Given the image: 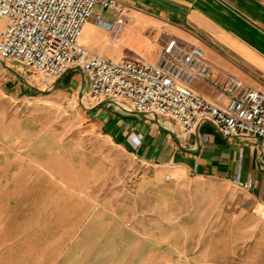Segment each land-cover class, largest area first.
<instances>
[{
	"label": "crops",
	"instance_id": "0c3cea01",
	"mask_svg": "<svg viewBox=\"0 0 264 264\" xmlns=\"http://www.w3.org/2000/svg\"><path fill=\"white\" fill-rule=\"evenodd\" d=\"M117 1L122 6L120 16L95 8L94 14H100L99 20L92 16L82 25L79 42L88 51L112 60L153 64L159 49L168 40H174L183 47L199 48L212 75L227 72L244 85L264 92V0ZM76 80L79 90L82 81L79 71H68L52 83L65 81L67 88H71ZM190 91L214 104L226 101V96L204 79H195ZM86 111L93 114L94 124L115 146L164 176L165 180L143 182V189H153L155 185L171 189L179 181L169 180L184 175L227 182L236 177L241 180L249 177L252 186L248 196L264 207V170L259 166L253 139L223 138L207 122L184 138L171 121L166 124L159 120L158 125L149 116L118 109L108 102L93 104ZM137 137L140 144L134 150L131 143ZM254 160L258 161L257 166ZM149 200H152L149 196H118V220H114V229L107 223L101 226L104 227L102 235L107 238L106 248H94V251L69 248L65 257L60 256L57 245L55 248H0V264H172L171 253L185 252L186 239L177 247L164 248L156 260L154 235L146 233L140 238L136 231L135 221L142 218L139 212L143 211L138 206L148 205ZM88 201L92 200L88 198ZM151 211L147 208L143 212L148 215ZM189 211L191 207L184 210ZM236 220L234 215H220L212 208L202 211L194 229L185 235L196 238L194 248L206 250L193 264H246L242 248H264V220L247 215L239 226ZM235 226L242 231L240 236H234Z\"/></svg>",
	"mask_w": 264,
	"mask_h": 264
},
{
	"label": "rangeland",
	"instance_id": "374dc122",
	"mask_svg": "<svg viewBox=\"0 0 264 264\" xmlns=\"http://www.w3.org/2000/svg\"><path fill=\"white\" fill-rule=\"evenodd\" d=\"M78 86V80L71 88L65 81L43 82L30 70L0 60V248L57 245L62 257L69 248H106L101 226L114 229L118 196L152 198L138 206L152 211H140L135 224L140 238L154 235L156 260L164 248L187 240L185 252L171 253L172 264H193L206 253L194 248L196 238L185 236L204 209L234 215L238 226L247 215L264 220L263 207L233 182L184 175L169 180L179 181L171 189H143V182L164 176L102 135L86 111L93 105L86 88L79 94ZM189 207L192 211L185 213ZM233 234L242 231L235 226ZM242 249L246 264H264V248Z\"/></svg>",
	"mask_w": 264,
	"mask_h": 264
},
{
	"label": "built area",
	"instance_id": "2783aa9c",
	"mask_svg": "<svg viewBox=\"0 0 264 264\" xmlns=\"http://www.w3.org/2000/svg\"><path fill=\"white\" fill-rule=\"evenodd\" d=\"M95 8L117 16L122 13L117 0H0V60L30 70L43 82L79 71L91 104L108 102L118 109L149 116L158 125L163 117L173 122L184 138L203 122L223 138H251L264 170V92L244 85L227 72L212 75L199 48L183 47L174 40L159 49L153 64L92 53L79 38L89 18L99 20ZM195 79L207 80L226 96L225 103L214 104L191 93ZM139 144L137 137L131 147L136 150ZM232 182L246 191L252 186L249 177H236Z\"/></svg>",
	"mask_w": 264,
	"mask_h": 264
},
{
	"label": "water",
	"instance_id": "95a60500",
	"mask_svg": "<svg viewBox=\"0 0 264 264\" xmlns=\"http://www.w3.org/2000/svg\"><path fill=\"white\" fill-rule=\"evenodd\" d=\"M82 74V73H81ZM85 87V82H84V76L82 74V81H81V86L79 88V94H81L82 92V89Z\"/></svg>",
	"mask_w": 264,
	"mask_h": 264
},
{
	"label": "bare ground",
	"instance_id": "6f19581e",
	"mask_svg": "<svg viewBox=\"0 0 264 264\" xmlns=\"http://www.w3.org/2000/svg\"><path fill=\"white\" fill-rule=\"evenodd\" d=\"M161 127V126H160Z\"/></svg>",
	"mask_w": 264,
	"mask_h": 264
}]
</instances>
